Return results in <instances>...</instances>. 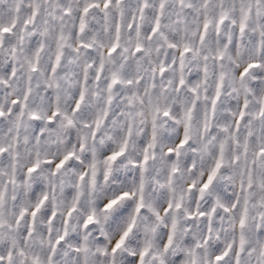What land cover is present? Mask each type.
Wrapping results in <instances>:
<instances>
[{
	"label": "snow or ice",
	"instance_id": "snow-or-ice-1",
	"mask_svg": "<svg viewBox=\"0 0 264 264\" xmlns=\"http://www.w3.org/2000/svg\"><path fill=\"white\" fill-rule=\"evenodd\" d=\"M0 264H264V0H0Z\"/></svg>",
	"mask_w": 264,
	"mask_h": 264
}]
</instances>
